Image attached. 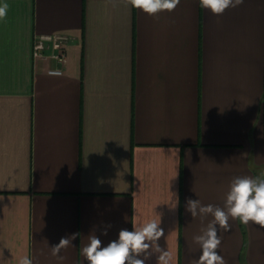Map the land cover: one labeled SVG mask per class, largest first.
Returning a JSON list of instances; mask_svg holds the SVG:
<instances>
[{
	"label": "crops",
	"instance_id": "0c3cea01",
	"mask_svg": "<svg viewBox=\"0 0 264 264\" xmlns=\"http://www.w3.org/2000/svg\"><path fill=\"white\" fill-rule=\"evenodd\" d=\"M0 3V264H88L90 234L106 246L150 221L170 264H196L213 217L187 200L223 208L235 177L264 178V0L221 16L198 0L155 16L121 0ZM55 34L71 38L61 76L33 59ZM229 223L226 264H264V228Z\"/></svg>",
	"mask_w": 264,
	"mask_h": 264
},
{
	"label": "clouds",
	"instance_id": "9594fccd",
	"mask_svg": "<svg viewBox=\"0 0 264 264\" xmlns=\"http://www.w3.org/2000/svg\"><path fill=\"white\" fill-rule=\"evenodd\" d=\"M134 9L143 11L149 16L158 15L162 11L172 12L181 0H121ZM200 7L210 10L213 15L221 16L229 8H236L244 0H198ZM8 4L0 3V21L7 16ZM186 211L193 218L202 219L212 216L206 229L193 237L200 245L201 255L196 264H226L224 257L218 253L221 238L217 226L225 232L231 230L229 220H238L241 224H255L264 228V178L248 176L235 177L226 195L224 207L212 204L202 205L196 199H188ZM110 227V225H109ZM107 235V231L102 233ZM164 229L155 221H150L133 230L121 229L118 239L102 246V241L94 234L88 236V243L82 248V255L88 264H145L153 253L158 254L157 264H170V254L162 249L158 241L164 237ZM79 233L62 237L58 244L51 247V254L62 261V249L73 246L72 241ZM143 257L141 259L140 257ZM18 264H33L27 256L19 259Z\"/></svg>",
	"mask_w": 264,
	"mask_h": 264
},
{
	"label": "built area",
	"instance_id": "2783aa9c",
	"mask_svg": "<svg viewBox=\"0 0 264 264\" xmlns=\"http://www.w3.org/2000/svg\"><path fill=\"white\" fill-rule=\"evenodd\" d=\"M71 42V38L67 35L55 34L36 36L33 44V59L37 61L52 60L59 67L48 70L50 76H61L63 74L62 67L67 62L66 47ZM47 51L50 54L47 55Z\"/></svg>",
	"mask_w": 264,
	"mask_h": 264
},
{
	"label": "trees",
	"instance_id": "16d2710c",
	"mask_svg": "<svg viewBox=\"0 0 264 264\" xmlns=\"http://www.w3.org/2000/svg\"><path fill=\"white\" fill-rule=\"evenodd\" d=\"M263 101H264V97H263Z\"/></svg>",
	"mask_w": 264,
	"mask_h": 264
}]
</instances>
